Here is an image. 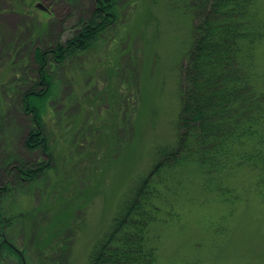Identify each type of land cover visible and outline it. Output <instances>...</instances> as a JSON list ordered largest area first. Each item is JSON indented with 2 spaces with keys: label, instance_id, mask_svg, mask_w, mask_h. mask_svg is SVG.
Returning a JSON list of instances; mask_svg holds the SVG:
<instances>
[{
  "label": "rangeland",
  "instance_id": "1",
  "mask_svg": "<svg viewBox=\"0 0 264 264\" xmlns=\"http://www.w3.org/2000/svg\"><path fill=\"white\" fill-rule=\"evenodd\" d=\"M190 3L120 0L96 47L49 65L56 82L43 115L50 154L24 146L31 120L15 93L2 99L0 184L7 155L51 165L34 181H9L0 202L11 223L6 236L27 264H88L123 194L150 169L157 148L175 142L180 67L198 19ZM91 7V0H0V78L34 79L33 49L65 39ZM256 61L264 73L263 45ZM178 168V184L169 178L159 219L150 223L156 264H264V201L253 173L236 170L238 198L224 200L202 188L191 166ZM10 256L0 264H20Z\"/></svg>",
  "mask_w": 264,
  "mask_h": 264
},
{
  "label": "trees",
  "instance_id": "2",
  "mask_svg": "<svg viewBox=\"0 0 264 264\" xmlns=\"http://www.w3.org/2000/svg\"><path fill=\"white\" fill-rule=\"evenodd\" d=\"M119 1L91 0L88 17H80L70 35L53 46L35 47L36 76L31 81L0 78V105L12 91L31 120L24 138L30 152L50 154L43 115L56 82L49 65L56 68L96 47L116 22ZM17 7L24 10L19 2ZM190 7L198 19L180 67L176 140L157 148L150 169L123 194L106 230L90 248L88 264H156L159 251L150 223L159 219L169 178L178 184V167L201 173L202 188L224 200L238 198L233 194L240 183L234 175L248 168L254 192L264 201V73L256 61L257 49L264 46V0H191ZM5 161L8 179L0 184V202L10 194L9 181L31 182L51 167L48 160L27 163L12 155ZM10 224L0 211V260L14 255L27 264L23 251L6 236Z\"/></svg>",
  "mask_w": 264,
  "mask_h": 264
},
{
  "label": "water",
  "instance_id": "3",
  "mask_svg": "<svg viewBox=\"0 0 264 264\" xmlns=\"http://www.w3.org/2000/svg\"><path fill=\"white\" fill-rule=\"evenodd\" d=\"M36 5H37L38 7H42V8H44L43 6H41L40 3H36Z\"/></svg>",
  "mask_w": 264,
  "mask_h": 264
}]
</instances>
